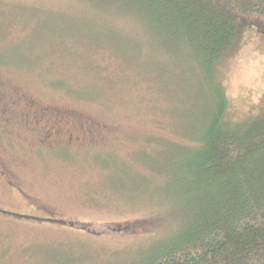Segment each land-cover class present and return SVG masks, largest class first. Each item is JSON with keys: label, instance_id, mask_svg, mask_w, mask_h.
Listing matches in <instances>:
<instances>
[{"label": "rangeland", "instance_id": "374dc122", "mask_svg": "<svg viewBox=\"0 0 264 264\" xmlns=\"http://www.w3.org/2000/svg\"><path fill=\"white\" fill-rule=\"evenodd\" d=\"M216 73L226 121L257 113L264 32L240 23ZM210 102L184 47L134 11L0 0V264L146 260L182 229Z\"/></svg>", "mask_w": 264, "mask_h": 264}, {"label": "trees", "instance_id": "16d2710c", "mask_svg": "<svg viewBox=\"0 0 264 264\" xmlns=\"http://www.w3.org/2000/svg\"><path fill=\"white\" fill-rule=\"evenodd\" d=\"M93 1L134 11L155 34L184 47L210 95L200 141L180 168L177 184L191 200L182 229L140 264H264V107L226 121L228 97L216 73L240 23L264 32V0Z\"/></svg>", "mask_w": 264, "mask_h": 264}]
</instances>
